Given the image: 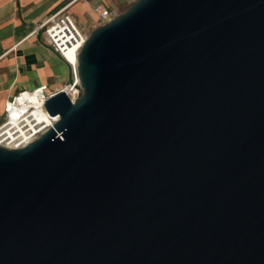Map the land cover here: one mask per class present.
Instances as JSON below:
<instances>
[{
	"label": "water",
	"instance_id": "95a60500",
	"mask_svg": "<svg viewBox=\"0 0 264 264\" xmlns=\"http://www.w3.org/2000/svg\"><path fill=\"white\" fill-rule=\"evenodd\" d=\"M76 60L0 147V264H264V0H134Z\"/></svg>",
	"mask_w": 264,
	"mask_h": 264
},
{
	"label": "crops",
	"instance_id": "0c3cea01",
	"mask_svg": "<svg viewBox=\"0 0 264 264\" xmlns=\"http://www.w3.org/2000/svg\"><path fill=\"white\" fill-rule=\"evenodd\" d=\"M105 3L109 0H0V123L4 102L18 92L44 83L57 91L72 80L67 63L35 27L68 4L67 11L89 33L98 25L94 7Z\"/></svg>",
	"mask_w": 264,
	"mask_h": 264
},
{
	"label": "built area",
	"instance_id": "2783aa9c",
	"mask_svg": "<svg viewBox=\"0 0 264 264\" xmlns=\"http://www.w3.org/2000/svg\"><path fill=\"white\" fill-rule=\"evenodd\" d=\"M68 4L52 15L43 19L35 28L42 29L46 43L56 52L70 68L72 80L60 90L65 91L73 103L80 96L79 82L76 80V54L86 39L87 34L79 27L71 13L67 11ZM94 11L98 15L99 25L114 17V13L102 4H97ZM58 91V90H57ZM47 84H40L31 90H23L4 102L3 119L0 123V147L21 149L36 139L45 129L37 122V117L50 119L45 109V102L55 92Z\"/></svg>",
	"mask_w": 264,
	"mask_h": 264
},
{
	"label": "rangeland",
	"instance_id": "374dc122",
	"mask_svg": "<svg viewBox=\"0 0 264 264\" xmlns=\"http://www.w3.org/2000/svg\"><path fill=\"white\" fill-rule=\"evenodd\" d=\"M133 1L134 0H109V3H105V5L115 14L114 16H116L122 13L123 11H125ZM98 25H99V21H98Z\"/></svg>",
	"mask_w": 264,
	"mask_h": 264
},
{
	"label": "bare ground",
	"instance_id": "6f19581e",
	"mask_svg": "<svg viewBox=\"0 0 264 264\" xmlns=\"http://www.w3.org/2000/svg\"><path fill=\"white\" fill-rule=\"evenodd\" d=\"M76 80H78L77 75H76ZM54 120L55 119H50V118L44 117V116L43 117L42 116L37 117V122L40 123V124H42V125H44V126H51L53 124V121Z\"/></svg>",
	"mask_w": 264,
	"mask_h": 264
}]
</instances>
